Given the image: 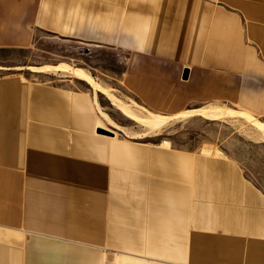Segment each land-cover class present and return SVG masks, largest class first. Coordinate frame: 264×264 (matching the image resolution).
Masks as SVG:
<instances>
[{
    "label": "crops",
    "instance_id": "1",
    "mask_svg": "<svg viewBox=\"0 0 264 264\" xmlns=\"http://www.w3.org/2000/svg\"><path fill=\"white\" fill-rule=\"evenodd\" d=\"M43 2L0 0L1 48L71 24ZM187 8L134 2L144 29L76 38L129 51L125 86L151 110L225 100L264 116V29L226 4ZM98 121L69 80L0 77V264H264V188L240 162L99 134Z\"/></svg>",
    "mask_w": 264,
    "mask_h": 264
},
{
    "label": "rangeland",
    "instance_id": "2",
    "mask_svg": "<svg viewBox=\"0 0 264 264\" xmlns=\"http://www.w3.org/2000/svg\"><path fill=\"white\" fill-rule=\"evenodd\" d=\"M43 7H53L58 20L64 25L61 32L48 33L37 31L32 44L27 48L0 47V77L10 76L38 81L61 83L69 80L74 87L88 92L94 100L99 115V124L112 136L134 138L148 143H164L175 148L200 150L204 155L227 156L240 162L248 175L252 176L264 188V137L250 122L237 114L249 113L264 124V116L254 114L233 102L213 100L194 102L181 112L203 107H222L226 115L215 119H206L199 115L175 117L164 123L157 133H146L144 126L124 117L117 108L101 93L95 92L85 82L59 72L37 73L30 67L67 64L72 68L83 69L90 73L101 86L106 87L115 97L124 103L136 105V114L148 117L149 113L163 116L175 114L159 112L147 108L141 100L125 86V72L133 58L129 51L115 46L114 40L78 39L86 36V29L113 35L123 33L133 27L144 29L148 15H132L134 2L142 0H43ZM151 6L159 0H149ZM170 3L196 0H165ZM198 1V0H197ZM227 5L243 14L249 30L264 29V0H233L229 4L222 0H205ZM45 9V10H47ZM85 22L84 29L81 26ZM80 23V24H79ZM74 31H73V30ZM71 30V31H70ZM173 70L171 69V72ZM172 72L171 74H173ZM178 112V113H181ZM106 114L117 126L114 128L104 120ZM144 114H146L144 116ZM167 123V124H166ZM120 129L121 131H119ZM129 132V133H128ZM134 133V134H133ZM139 134V136H138ZM144 134V135H142ZM154 134V135H153ZM137 135V136H136ZM146 135V136H145ZM149 135V136H148ZM258 135V136H257ZM263 140V141H262ZM222 154H218V153Z\"/></svg>",
    "mask_w": 264,
    "mask_h": 264
},
{
    "label": "bare ground",
    "instance_id": "3",
    "mask_svg": "<svg viewBox=\"0 0 264 264\" xmlns=\"http://www.w3.org/2000/svg\"><path fill=\"white\" fill-rule=\"evenodd\" d=\"M30 71L32 72H53V71H59L62 72L69 77L76 78L78 80H81L85 82L87 85H89L95 92H99L103 94L110 102L113 104L117 110L126 118L132 120L135 123H138L145 127L146 133H149L152 135V133H157L165 122L168 120L170 121L172 118L175 117H184V116H192V115H199L206 119H215L218 117H223L227 113L225 109L222 107H203L200 109H194L189 110L181 113H177L173 116H163L159 114L149 113L148 117H142L139 114H136V109L134 107L136 105L134 104H128L122 102L120 99L115 97L106 87L101 86L99 83H97L93 77L88 73L87 71L83 69H75L67 64H59L58 66H50V65H44L41 67H30ZM146 114H144L145 116ZM228 115V114H226ZM238 117H242V119L247 120L250 122V124L253 125V127L259 132L261 137H264V124L253 118L249 113L241 112L237 114ZM104 120L108 122L109 125H111L114 128H118V126L106 115H103ZM167 124V123H166ZM165 126V125H164ZM121 131L120 129H118ZM129 133V132H128ZM134 134V133H133ZM153 134V135H154ZM144 135V134H142ZM137 136V135H136ZM139 136V134H138ZM146 136V135H145ZM149 136V135H148ZM258 136V135H257ZM131 137V136H130ZM263 141V140H262Z\"/></svg>",
    "mask_w": 264,
    "mask_h": 264
},
{
    "label": "water",
    "instance_id": "4",
    "mask_svg": "<svg viewBox=\"0 0 264 264\" xmlns=\"http://www.w3.org/2000/svg\"><path fill=\"white\" fill-rule=\"evenodd\" d=\"M187 77H188V71H187V70H184V71H183L182 78H183V79H186ZM97 133H99V134H103V135H106V136H112V135H113L112 132L107 131V130H105V129H103V128H99V129H97Z\"/></svg>",
    "mask_w": 264,
    "mask_h": 264
}]
</instances>
